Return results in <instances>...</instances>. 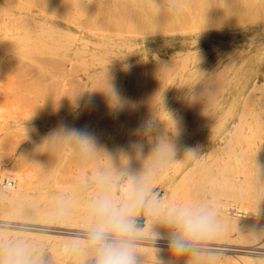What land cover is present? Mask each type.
<instances>
[{
	"label": "bare ground",
	"instance_id": "obj_1",
	"mask_svg": "<svg viewBox=\"0 0 264 264\" xmlns=\"http://www.w3.org/2000/svg\"><path fill=\"white\" fill-rule=\"evenodd\" d=\"M18 1H21V0H18ZM90 2L92 1H89V3ZM39 3L41 4L40 6L44 8L42 12L46 13L48 17L50 16L48 19L52 18V20L50 19L49 21L50 23L48 22V20H46V23L48 22V24L42 25V23H44L43 21H45V20H42V23L40 22L41 27H39V29L40 28L42 29L39 30L37 28V26L39 25L36 21L39 20L40 15L35 12L25 11L23 15H21L20 17H16V18L17 19L20 18V21L27 22V24L31 26L32 30L28 29L30 30L28 31L24 29L25 32L20 33L21 35L18 38H13L15 35V34L13 35V33H7L3 41L0 43V46L2 47L0 49L5 50L4 52H1L2 51L1 50L0 51L1 53H5L6 51L13 52L19 56L26 57V58L28 57L29 59V57L33 55V53L34 54L40 53L41 55V53L46 52L47 56L49 57H52V56L54 57V55L55 57L57 56V58L62 57L61 59H63L64 57H70L69 60L71 62V60L74 61V59L79 58L78 56L79 54H81L80 53L81 51L82 52L88 51V50H85V48L87 47L89 42H92V44L95 46V48L91 52L95 54V57L102 58L105 56H114L112 61L115 64L117 63L122 64L124 62V59L128 60L130 56H132V54L134 53V51L132 52V54L125 53L120 58V55L118 54V52H120L119 48L126 47L128 49H131L133 44L131 42L128 43L125 39H117L114 37H110L108 35H104L102 31H99L97 29H86L85 30L89 32L90 34L97 36L98 39L94 41L83 38L82 35L77 34V32L76 33L72 32L70 28L65 30L64 28L59 26L60 24H58L59 20L55 12L56 10H55L54 1L51 0L50 1L51 4L49 3L47 8H45V4L43 0H40ZM21 5L22 4L16 3V0H0V9H2L5 6H9V12L11 14L15 13L18 7H20ZM212 5H213V8H211V10H213L212 13L214 14V17H215V19L212 18V23L216 22L213 25L215 29L213 32V35L220 37V38L226 37V36L229 37V35H232V34L237 35V36H233V40L229 45L233 46L234 48L232 52L239 54L238 55L239 59H240L241 53H243L244 51L247 52V50L249 52L254 47V43H252L251 40H249L248 43H246L245 41L243 43L238 38V33H241V34L242 33L247 34V32L257 33L258 36H260L261 42L264 41V0H214V4ZM118 8L120 7L118 6ZM125 12L127 13V10ZM117 14H118V11H117ZM176 14H178V12ZM3 17L4 15L2 16V18ZM174 17L175 16H173V18ZM5 19L6 17H4L3 20ZM53 20L57 22L55 23ZM70 20L72 19L70 18ZM213 20H216V21L213 22ZM163 21L159 20V22H163ZM25 22L22 24L26 25ZM35 22L37 23V26H36L37 30L33 31V29H35L34 25H36ZM51 22L53 23V26H51ZM17 23H18V26L19 24H21V22H17ZM5 24H7V22L3 23V25ZM129 24H130V21H129ZM125 25L127 26V24ZM76 27L80 33L84 32L83 29L81 31V28H79L78 25ZM20 28L22 29L23 27H20ZM182 29L183 28L181 27L180 30ZM59 30L63 31L62 32L63 37L67 33L68 39L73 40V38L69 37L71 35L72 37L75 38L73 42L75 40H76L75 42H78L77 44L75 43L73 46H71L72 45L71 44L72 40H71L70 41L71 43H69L70 52L63 53L62 54L63 56H61V53L59 52V49H58L59 46L57 45V44H61V43H57L58 41L59 42L61 41L60 40L56 41V35L59 32ZM64 31H66V33H64ZM103 32L105 33V31ZM128 32L127 33L124 32L123 34H128ZM145 32H146V29H145ZM115 35L116 37H118L120 34L118 36L117 34ZM58 37L59 36H57V39ZM63 37L60 36L59 38H63ZM64 38H66V36ZM67 38L65 41L69 42ZM236 38L238 39L235 40ZM45 41L47 43L50 42V44L53 46L51 45L49 46V43L48 44L46 43L45 45ZM62 41H63L62 42L63 44L60 45V47L67 44L66 42L64 44V40ZM261 42L258 44H261ZM66 50L68 51V47L66 48ZM140 50H137V51H140ZM144 52H145V49L142 50L141 55L143 54L145 55ZM1 53H0V61L4 60V57L1 56ZM44 58L46 59V56H44L43 59ZM52 59L54 61V58ZM184 59H182V61ZM261 59L262 58L260 57V60ZM39 60L41 61V63L44 64L43 62L44 60L42 61V56H41V59ZM46 60L47 62L46 61L45 62L48 63V59ZM64 60L66 61L67 58H64ZM185 60L188 61L187 58ZM185 60H184V64L186 62ZM221 60H222V56L217 55L211 60H209V65H206L207 63H205L203 64V66H200L201 74L210 72V70L214 72H216V70H220L222 66L219 69L217 66L221 63ZM260 60L258 58V61H257V58L248 56L244 60L240 61V64L238 65L235 64L234 66L235 67L237 66L236 68H231V69H237L238 72L234 71L233 73L232 77L236 81L235 83L231 85V89L229 90V96L223 97L222 99H219L220 97H218V99L210 100L211 98H213V95H212L213 93H212L211 94L212 97L210 99L208 98L209 102L207 101L208 106L206 107V108H211V112L209 110L207 111V109L205 112V109H204V112H205V114L203 113L204 120L200 122L201 129L197 128L198 130L196 129L195 134L194 133L191 134V137L187 142L182 143V145L176 144L179 147L174 146L176 148H173V149L171 148V150L168 151V154L166 153L167 156L164 155L165 157H162L161 161L164 160L163 158H166V159L163 162L159 161L160 163L158 164L156 162V165L154 167H153V163H155L154 161L156 160V156L158 155L157 154L158 151L156 150L158 148L157 146H155L157 145L156 143L164 142L166 139L169 138L168 134L165 132L166 131L165 126L166 124L167 125L169 124L167 123L168 120L174 121V119L178 117L180 118L184 117L183 115L188 114L187 112H191L192 114L199 113L200 111L203 112V108L207 103L205 100L204 101L206 103L204 106L202 104L203 108L202 110H200L197 108H194V109L192 108L194 106L196 107L199 106V103L201 102L197 103L196 100L194 99H190V100L185 99L184 95H183L184 96L183 98L175 97V96H159L158 97L157 95L158 93H157L156 94L157 97L155 96L154 98H149L144 95L145 88L143 90V87H141L140 82L137 83V81H131V82L118 81L119 83L117 82L116 83L114 82L103 83V85L99 87H97L98 85L96 84H95V87H93V84L92 85L86 84L85 87H82L83 90L86 91V90H90L91 88H94V90L96 91L102 90V92L100 91L101 95L94 94V95L89 96L81 92L83 95H80L79 93V96L77 94L75 96L74 95L72 96L70 95L72 93L69 92L71 91L70 90L71 88L69 86L70 84L68 85L69 86L68 88H70L68 90L66 88L67 86L65 85L66 83H63L64 79L61 81L54 80L56 81L55 83H53L54 86L56 85L54 89L52 86H50L51 84L48 85L52 87V90H55V91L51 90V92H54L53 95L50 92L51 96L50 95L47 96L49 94L48 92H47L48 94H46L45 96L43 95L40 96V94L29 96L28 95L29 92H27L26 86L28 85V83L30 84L32 81L28 82L30 80L28 79V81L26 80L25 83L22 82L23 84L20 87H23L22 90L25 91V93L24 92L22 93V91H20L21 96H22V103H21L19 114L13 115L8 120L2 119L0 117V162L2 160L7 161V164L5 167H2V166L0 167L1 168L0 169L1 170L0 180L4 178H9V177L14 178L15 180V184L13 187L6 188L5 190L0 189V215L3 216L5 219H7L6 217H9V214H12L16 216L17 218L25 219V221L22 220V222H18L19 224H31V226L36 225V227L37 225L49 227L50 224L49 225L48 224L44 225V223L35 224L32 222V220L35 222L36 220H40V221L41 220H52L53 221L52 224L65 223V226L67 224H72L73 225L72 227L59 226V228L62 227V229L63 228L66 229L65 230L66 232L56 231L57 228L56 230H45V229L44 230L49 231V232L63 234V235L59 234L53 237H55V239L63 240L65 243H69L72 241L80 242L84 247H82L80 251L79 249L77 250V252L79 251L80 254L81 253L83 254L82 256L83 263L79 262V264L81 263L85 264L86 262H88V260L91 259L92 255L94 254V250H93L94 242L92 241L93 234L81 232V231L89 232L88 229L92 227H95L98 230L95 231L94 229L93 230L91 229L90 231H93V232L102 231L103 232V239L110 238L108 236H111V235L113 236L115 234V236L116 235L118 236H116L115 238H110V239L123 240V241L125 240L127 242L132 241V242H139V243L171 246L172 243H166V242L163 243L164 240H167L165 238L161 239V238H155V237L146 236V235H133V233L131 234L129 231L120 232L118 225L119 224L126 225L127 215L131 213H133L134 215V213L139 210L143 197L146 195V193L150 189L148 188V180L152 176H154V179H158L161 184L164 182L167 188L168 187L170 189L173 188L170 190L172 191V193L170 194L169 198H167L168 194L167 196H165L163 195L162 192H161L162 195L160 196L158 195L159 197L155 193L150 197V199L148 198L149 200L147 201L145 205V209H144V213H145L144 215H146L145 216L146 221H145L144 226L140 228L139 232L148 231L155 236L156 235L176 236L175 234H173V232L172 234L170 233L169 228L172 227L171 226L172 224L176 223L178 225L176 227H178L180 231H183V225L180 219H178V216L176 214H173L175 213L173 212L174 207L175 205L179 206L182 201L185 202V201L192 200V198L190 199V197L192 196V193H193L192 191L185 189L186 187L183 188L182 187L183 185L181 184H183L182 183L183 181L191 178L193 173L196 171V168H198L197 167L198 165L201 166V168L200 167L199 168L201 169L200 171H202V166L206 164L204 163L206 157L208 158V156L209 157L212 156V158H216V160H218L219 158H223L219 155L221 152H223V154L230 155L234 158L236 170H243V171L246 170L247 167L244 163L243 153L238 152L235 147L236 145L240 143V141L245 142L246 138H248V135L250 136L252 133H255L254 131L257 132V129L262 130L264 132V111L263 113L259 111H255V110L251 112L253 109L252 107L253 104L251 103L252 105H250V102H251L250 97L251 98L255 97V99H258L260 96L259 93H258L259 95H257V91L260 90L259 88L261 84V83H258V79L260 77L259 76L260 69L262 66H264L263 62H260ZM226 61L227 63L231 62L232 64V61L230 62H228L229 60H226ZM34 62L35 61L30 60L28 64L29 65L34 64L37 67L38 64L36 65V63ZM56 62L57 64L59 63L58 59ZM97 62H100V61H97ZM4 63H6V61H4ZM49 64L52 65L54 63L49 62ZM57 64H54L51 67H54ZM69 64H67L68 66H66V64L64 65L66 69H70V68H67L69 67ZM180 64H183V63H180ZM10 66H12L11 63H10ZM58 66H55L56 70H59V69H61V71L65 70V67L63 68L60 65ZM116 68L117 67H115V69ZM124 68H128V64H124ZM18 69H21L20 71L22 70L24 71L22 66H20V68L18 66ZM39 70L41 71L40 68ZM227 70H229L228 65H227ZM61 71L59 70L57 73L54 71L55 74L52 73L53 71H50V74L57 75ZM251 71L253 72L251 73ZM19 73L21 72L18 71V76H20ZM23 73H24L23 75H26L25 72ZM216 73L218 75L219 72L217 71ZM52 75L50 76V78L53 77ZM62 76L60 77L62 78ZM55 77L58 78L59 76H54L52 79H55ZM33 82H35V80H33ZM26 83L27 85L25 86ZM36 83H38V81ZM167 83H169V81ZM34 85L37 86V84H34ZM34 85L30 84V86L28 87L32 86L35 88L36 86ZM164 86H162V88ZM41 88L43 87L41 86ZM35 89L37 92V88ZM161 89H159V92ZM198 89H199V86H198ZM74 90L75 89H73V91ZM32 91H35V90H32ZM30 94L32 93L30 92ZM192 94H190L189 96H191ZM198 96H194V97L197 98ZM242 97H245V98H243L244 100L240 104V99ZM204 101H202V103ZM223 101H225V103H223ZM248 102H249L250 107H252L251 111H249L250 113L247 112L249 108L247 107L246 104ZM245 107H247L248 109L246 110ZM196 120H199V117H197ZM176 122H179V121H176ZM188 122L191 123V126L193 125L192 122L190 121L186 122L187 125H188ZM170 125L173 127L174 124L171 123ZM181 125L182 124H180V126ZM183 129H185V127ZM192 129L193 127L190 130ZM190 132L192 133V131H189L188 133ZM19 133L22 135L21 139L23 140V144H22L21 150H19V153H17L16 155L14 154L15 148L13 144L17 136L18 135L20 136ZM205 133L206 134L209 133L208 136ZM201 136L203 139H206V140H208L209 138L210 139L212 138L211 139L212 141L199 144V142L201 141ZM185 138H188V137L186 136ZM168 140H166V143L170 144V141L168 142ZM175 140L177 139L175 138ZM251 140L252 139L250 138V143H251ZM163 144L165 145V143ZM163 144L161 146H163ZM161 146L160 148L162 149ZM167 148L169 147H167L166 145V149L164 150H167ZM245 149L247 151L249 149L250 151H253V152L254 151L259 152V150L255 147L250 148L249 146ZM162 153L161 155L164 154ZM212 161H214V159ZM239 164H241L242 168L239 167L238 169L237 167ZM261 165H263V163ZM209 167H212V166H209ZM209 167L207 171L210 172ZM207 171L205 170L204 172H207ZM260 171L258 172L259 176L261 174ZM61 173L64 175H61ZM170 176L172 177L169 179ZM177 176L179 178L178 183L179 181H181L180 184H177V182L173 180V178L176 179ZM65 177L67 178L64 180ZM207 177L209 176L207 175ZM249 177H250V174H247L242 179H240L238 182L234 181V183L231 184L232 185L231 192L233 194L235 193V195H238L240 198V205H239L240 208L239 209L241 210V213L238 214V217L240 218L234 217L233 220H231L225 214V209L227 208V206L230 205V202H228L227 200L221 201L220 200L221 198H220L219 199L220 201L218 199L217 200L214 199L212 201L213 205L211 207V216L215 220L214 222H216V220H220L221 223L224 224V227L235 228V230L236 229L239 230L241 234H243L244 232L249 233L248 241H250L251 243H247L245 245L247 249H243V250L239 249L238 251L241 252L239 255L237 256L234 255L235 257L232 256V258H230L229 256L231 261L233 259V261L231 262L232 264H264V205H263L264 203L262 204L263 206L259 205L261 202H257V200L255 201L256 197L254 200H251L250 197H248L250 196V193H248L249 195H247L245 193L246 190L244 188L241 189V187L244 186L243 184L246 183L245 181H247ZM250 179L251 177L249 178V181H251ZM205 181L206 183L207 181L208 183L210 182L208 179ZM248 182H247V185L245 184V186L249 185ZM185 183H188V181ZM249 183L252 184L251 182ZM194 184H197V183L195 182ZM199 186H200V183H199ZM245 188L247 189V187ZM239 190L240 191L244 190V193L246 195L241 193ZM198 192L200 195L201 191H199V189H198ZM173 199H176L177 201L176 200L174 201ZM200 202H201V199H200ZM185 203L187 204V202ZM186 206H189V205H185V208ZM174 215H176L177 217ZM220 221H218V223ZM6 222L8 223L9 221L7 220ZM160 222H164V224ZM5 223L1 222L0 226L1 227L9 226ZM11 226H13V224ZM26 227H22V226L20 227V225L18 226L17 224L15 228L24 229ZM54 227H57V226L54 225ZM31 229L34 231L41 230L40 228H34V227ZM3 231H6L7 233L9 231L13 232V230H8V229L3 230ZM26 231L25 232L19 231V232L25 233L24 235L26 234L33 235V236L38 235L41 237L47 236V235H42L37 232H32V231L26 232ZM239 231H238V235H240ZM64 234L76 235V236L70 237L68 235L64 236ZM180 234H182V232H180ZM133 236H136L139 239L131 238ZM199 237H202V236L199 235V236L192 237V238L197 239ZM159 240H162V241H159ZM218 243L202 242V243H196V244H191V245L185 244V248H190V249H195V250H200V251L202 250L212 251V250H217V249H224L228 251L230 250L229 247L218 248L215 245ZM227 245L229 246L230 244H227ZM132 247L138 248L139 246L136 244H133ZM147 249H150V248L148 247ZM157 249L160 251L158 247ZM64 250L65 249L63 247V252ZM166 251L167 250H163V253L164 254L167 253ZM140 253L141 252L138 250V254ZM94 256L96 258V261L94 264H99L101 256H102V252L99 251L95 253ZM75 257H76V254H75ZM204 258H206V256ZM73 259L75 260V258ZM168 259L172 261L174 258H168ZM141 263H139L138 260H134V264H141Z\"/></svg>",
	"mask_w": 264,
	"mask_h": 264
},
{
	"label": "rangeland",
	"instance_id": "obj_2",
	"mask_svg": "<svg viewBox=\"0 0 264 264\" xmlns=\"http://www.w3.org/2000/svg\"><path fill=\"white\" fill-rule=\"evenodd\" d=\"M39 1L40 0H25V1L24 0H21V1L16 0V3L22 4V5L20 7H18L16 12L13 14H11L9 12V6H5L2 9H0V43L3 41V39L7 33H13V35L14 34L15 35H14V37L12 35V37L18 38L21 35L20 33H24L25 30H28V29L32 30L31 26H29V24H27V22L20 21V18L19 19L16 18V17H20L21 15H23L25 11L35 12V13L40 15L39 20H38L39 22L36 21L39 26H37V23L35 22L36 25H34L35 29H33V31L37 30L36 26L38 29H39V27H41L40 24L42 23V20H45V21H43L44 23H42V25L48 24L50 19L52 20V18L48 19L50 16L48 17L46 15V13L42 12V10H44V8L40 6L41 4L39 3ZM43 1L45 4V8H47L48 4L50 3L51 0H43ZM53 1H54V5H55V10H56L55 12H56L57 18L59 20L58 24H60L59 25L60 27L64 28L65 30L70 28V30L72 32H75V33L77 32V34L82 35L83 38L91 40V41L98 39L97 36H94L85 30L86 29H97L99 31H102V33L104 35H108L110 37H114L117 39H125L128 43L131 42L133 44L131 49H128L126 47H122V48L120 47L119 48L120 52H118V54L120 55V58L125 53L126 54H132L133 51H134V53L132 54V56H130V58L128 60L124 59V62L122 64H118V63L115 64L112 61L114 56H105L102 58L95 57V54L91 53L92 50L95 48V46L92 44V42H89L87 47L85 48V50H88L90 52H88V51L82 52L81 51L80 52L81 54H79V56H78L79 58L74 59V61L71 60V62L69 60L70 57H64V58H67V60H69V61H67V60L65 61L64 58L63 59H61L62 57L57 58V56L55 57V55L53 57L52 54H51L52 57H49V56H47L46 52L41 53V55H40V53H38V54L33 53V55H31L28 59V57L27 58L22 57V56H19L13 52H7L6 51L5 53H1V52H4L5 50L0 49V51L2 50L0 52L1 56L4 57V60L0 61V117L2 119L8 120L13 115L19 114L21 103H22V96H21L20 91H22V93L23 92L25 93V91L22 90L23 87H20V86L23 83H25L26 80L28 81V79H30L28 82L32 81L30 83L31 85L37 84V86L34 85V86H36L35 88H37V92H36V89L34 87H32V86H31L32 88L28 87V86H30L29 83H28V85H27V83L25 84V86L27 85L26 90H27V92H29V94H28L29 96H31V95L33 96L35 94L36 95L40 94V96H42V95L45 96L48 93L49 94L47 96H49V95L51 96L50 92L52 90V87H53V89L56 87V85L54 86L53 83H55L56 81H59V80L61 81L63 79H64L63 83H66L65 84L67 86L66 88L68 90L71 88L70 89L71 91H69V92L72 93V94H70L72 96L73 95L75 96L76 94L79 96V93H80V95H83L82 93H84V94H87L89 96L94 95V94L95 95H99V94L101 95L100 91L102 92V90H100V89H99L100 91H96V90H94V88H91L93 91L91 89H90L91 91L90 90H86V91L83 90L82 87H85L86 84H91V85L93 84V87H95V84H96V85H98L97 87H99V86L103 85V83H110V82L119 83L118 81H121V82L137 81V83L140 82V85H141V87H143V90L145 88L144 95L149 97V98H154L157 93H158L157 94L158 97L159 96H175V97H182L183 98L185 96L184 97L185 99H189V100L194 99V100H196L197 103L201 102V103H199V106H197V107L194 106L192 109L197 108V109L202 110L205 103L207 101L209 102V99L212 97L211 96L212 93H213L212 94L213 98H211L210 100L218 99V97H220L219 99H222L223 97L229 96V90L231 89V85L233 83H235V81H236L232 77L233 73H234V71L238 72L237 69H231V68L237 67V66L236 67L234 66L235 64L236 65L240 64V61L244 60L248 56H252L254 58H257V61H258V58L260 60V57H261L262 59L260 60V62H263V64H264V41L261 42L260 36H258L257 33H250V32H247V34L238 33V38L243 43H244V41L246 43H248L249 40H251L252 43H254V47L249 52L247 50V52L244 51L243 53H241L240 59L238 57V55H239L238 53L236 54V53L232 52L234 50L233 46L229 45L233 40V36H237V35L232 34V35H229V37L226 36V37H221V38L213 35V32L215 30L213 25H214V23H216V22H214L216 20H213L214 23H212V18L215 19V17H214V14L212 13L213 10H211V8H213L212 4H214V0L213 1L212 0H53ZM89 1H92V2L89 3ZM38 6H39V8H38ZM118 6L120 8H118ZM60 9H61V11H60ZM149 9H151V10H149ZM126 10H127V13L125 12ZM133 10H134V12H133ZM113 11H115L116 13ZM117 11H118V14H117ZM104 12H106V13H104ZM177 12H178V14H176ZM63 14H64V16H63ZM77 14H78V16H77ZM112 14H114V15H112ZM3 15H4V17H6L5 20H3L4 17L2 18ZM123 15H125V16H123ZM135 15H136V17H135ZM173 16H175V17L173 18ZM112 17H114V18H112ZM70 18L72 20H70ZM73 19H75V20H73ZM46 20H48L47 23H46ZM114 20H116V21H114ZM159 20L160 21L165 20V21L159 22ZM53 21L55 23L57 22L55 20H53ZM129 21H130V24H129ZM4 22H7V24L3 25ZM17 22H21V24H19V26L23 27L22 29L18 26ZM24 22L28 26L22 24ZM55 23H54V25H55ZM13 24H15L16 26ZM76 24L79 26V28H81V31L83 29L84 32L80 33L76 27L77 26ZM125 24H127V26ZM131 24H132V26H131ZM210 25H211V27H210ZM51 26H53L52 22H51ZM124 26H126V27H124ZM181 27L183 28L182 30H180ZM124 28H125V30H124ZM40 29H42V28H40ZM145 29H146V32H145ZM30 30H28V31H30ZM126 30H128L130 32H128ZM103 31H105V33ZM62 32L63 31L59 30V32L56 35V41L57 40L61 41V42H59V41L57 42V43H61V44H57L59 46L58 49H59V52L61 53V56H63L62 55L63 53L70 52L69 51L70 50V44L69 43L72 42L71 46H73L75 43L76 44L78 43V42H75L76 40L73 42V40L75 38L72 37L71 35L69 37L73 38V40L71 39L72 40L71 41L70 39H68L66 31H64V33H66V35H64V37L66 36V38H67V40H69V42L65 41L66 38L63 37ZM112 32H113V34H112ZM124 32L125 33L128 32V34H123ZM225 32H227V31H225ZM59 33H61V34H59ZM114 33L117 34V36L120 34L119 35L120 37L119 36L116 37V35ZM57 36H59V37L62 36L63 38L58 37V39H57ZM238 38H236L235 40H237ZM61 39L64 40V44H65V42L67 43L64 45L65 47L64 46L60 47V45L63 44L62 43L63 41ZM260 42H261V44H258ZM46 43L47 42L45 41V45H46ZM48 43L50 46L51 45L50 42H48ZM68 44H69V46H68ZM51 46H53V45H51ZM67 47H68V51L66 50ZM0 48H2V47L0 46ZM143 49H145V52H144L145 55L144 54L141 55ZM137 50H140V51H137ZM39 55H40V57H39ZM217 55L222 56V60L220 63L221 65L219 64L217 66L218 69L221 66H222V68H220V70H216V72L217 71L219 72L218 75L216 72L211 71V70H210V72H206L205 74H201L200 66H203V64H205V63H207L206 65H209V60H211L212 58H214ZM41 56H42V61L45 59V58L43 59V57L46 56V59H48V63H46L47 62L46 59L43 61L44 64L41 63V61L39 60V59H41ZM183 57L184 58L186 57L188 59V61H186L185 60L186 58L184 59ZM191 57L193 60L191 59ZM52 58H54V61L55 60L57 61V59H58L59 63L57 64L56 61L54 62ZM182 59H184L186 61L185 64H184V60L182 61ZM30 60L35 61L34 63H36V65L38 64L37 67L38 66L39 67L37 68L34 64L29 65L28 62ZM226 60H229L228 62L232 61V64H231V62L227 63ZM4 61H6V63H4ZM97 61H100V62H97ZM101 61H102V63H101ZM49 62L57 64L55 66L60 65L63 68L65 67L64 66L65 64H66V66H68L67 64L70 63L69 67H67L70 69H66V67H65V70L64 71L62 70L63 72L61 71V69H59L62 72V74L64 73L63 76H62L61 72L58 73L59 75L58 74L52 75V74H50V71H53L52 73H54V71L57 73L59 70H56L55 66L51 67L54 64L51 65V64H49ZM132 62H133V64H132ZM190 62H192V63H190ZM10 63L12 66H10ZM62 63L63 64L65 63V64L63 65ZM180 63H183V64H180ZM222 63H223V65H222ZM225 63L228 65L229 70H227V65ZM124 64H128V68H124ZM18 66H19V68H20V66L23 67L24 71L23 70L22 71L25 72L26 75H23L24 73L22 71H20L21 69H18ZM114 66L117 68L115 69ZM121 66L123 69L121 68ZM253 66H255V65H253ZM39 68L41 69V71L39 70ZM244 68H246V67H244ZM18 71L22 73V74L19 73L20 76H18ZM220 71H221V73H220ZM248 72H250V71H248ZM252 72L253 71H251V73ZM259 73H260V75H259L260 77L258 79V83H261V84H260V88H259L260 90L257 91V95L260 94V96H259V98L257 97L258 99H255V97L254 98L252 97L254 101L250 97L251 102L250 101L249 102H250V105L253 104L252 105L253 109H252V107H250L249 102H248L246 105L249 109L247 107H245L246 110L248 109L247 110L248 113H250L249 111H251V109H252L251 112H253L255 110V111H259V112L263 113V111H264V110H262V109H264V75H263L264 74V66L261 67ZM49 74H50V76L52 75L53 77L54 76H59V77L58 78L55 77V79H52L53 77L50 78ZM199 75H201V76H199ZM60 76H62V78ZM32 78H34V79H32ZM33 80H35V82H33ZM36 80L38 81V83H36L37 82ZM54 80H56V81H54ZM168 81H169V83H167ZM210 81H211V83H210ZM39 82H40V84H39ZM121 82H120V84H121ZM19 83H20V85H19ZM158 84L161 88H162V86L165 85L164 86L165 88L163 87L161 89L158 86ZM48 85H50L52 87H50ZM68 85L70 86V88H68L69 87ZM75 85H77V86H75ZM41 86L43 88H41ZM198 86H199V89H198ZM27 87L29 90L27 89ZM74 87H76V88H74ZM147 87L149 90L147 89ZM167 88H168V90H167ZM73 89H75V90L73 91ZM159 89H161L160 92H159ZM32 90H35V91H32ZM76 90H78V91H76ZM218 90H219V92H218ZM52 91H55V90H52ZM145 91H146V93H145ZM171 91H172V93H171ZM30 92L32 94H30ZM51 93H52V95L54 94V92H51ZM190 94H192V95L189 96ZM193 95L194 96L199 95V96L197 98H195ZM243 98H245V97H242L240 99V104L244 100ZM199 99H200V101H199ZM202 101H204V102L202 103ZM208 102L204 106L203 112L200 111L201 113L199 112L196 114H192L191 112H187L188 114L183 115L184 117H181V118L178 117V118L174 119V121L168 120L167 123H169V124L168 125L166 124V126H168V127L165 126V130H166L165 132L169 136V138H168L169 140L168 139H166V140H168V142L170 141V144L166 143V140L164 142H160V143L157 142L156 143L157 145H155V146H157V148H158V149H156L158 151V153H157L158 155L156 156V160L154 161L155 163H153V167L156 165V162H157V164L160 163L159 161L162 160V157H165L164 155L167 156L168 151H170L171 148L172 149L176 148L174 146L179 147L178 145H182V143L187 142L190 139L191 134H193V133L195 134L197 128L201 129L200 122L202 120H204V114L206 112V109H207V111L209 110L211 112V108H206L208 106ZM260 102H261V104H260ZM223 103H225V101H223ZM202 104H203V106H202ZM261 107H262V109H261ZM204 109H205V112H204ZM197 117H199L200 121L196 120ZM186 119H187V121L192 122L193 125L191 126V123H189V122L187 125ZM192 119H193V121H192ZM176 121H179V122H176ZM171 123L174 124L173 127L175 128L176 131L170 125ZM180 124H182V125L180 126ZM184 127H185V129H183ZM189 127H190V129L193 127V129L190 130ZM183 130L184 131L186 130V131L184 132ZM258 130L259 129H257V132L254 131L255 133L251 134L252 137H251V135L250 136L248 135V138L250 137L252 139L251 143H250V138H249V140H248V138H246V140H245L246 143L244 141H242V142L240 141V143L238 145H236V147H235L238 152L243 153L244 163L247 167L245 171L236 170L234 158L230 155L223 154V152H221L219 154L223 158H219L218 160H216V158H212V156L211 157L208 156V158L206 157L205 161H204V163H206V164L204 166H202V171H200L201 166L198 165L197 166L198 168H196V171L193 173L191 178L183 181L182 182L183 184H181V185H183L182 186L183 188L186 187L185 189H188L189 191L193 192L192 196L190 197V199L192 198V200L185 201V202H187V204L184 201H182L179 206L175 205L174 210H173V212H175L173 214H176L178 216V219H179L178 213L184 209H187V210L189 209V211H191V209H192V211L195 210V212L197 211L198 213H200L202 215H206L209 218V221L211 224L210 230L208 232L200 235L202 237H199L197 239L192 238V237L186 238L185 244L191 245V244L202 243V242H214V243L219 242L218 244H215L218 248L229 247V249H230L229 251L224 250V249H217V250H212L213 251L212 252L209 250L200 251V250H195V249H190V248H184L183 251L177 252V251H174V249L170 245H168V246L167 245H157V244L155 245V244L139 243V242H132V241L127 242L125 240L123 241V240L110 239V238H115L116 236H118V235L115 236V234L113 236L112 235L108 236L110 238L103 239L101 244L104 246H113V247L122 246V245L130 246L132 249V252H133L134 260H138L139 263L142 262L141 264H143V263L147 264V262H148V264H150V263L151 264L152 263L153 264H156V263L157 264H161V263L162 264H228V263L232 264L231 262L233 261V259L231 261L230 258H232V256H234V255L235 256L239 255L241 252L238 250L239 249L240 250L241 249L242 250L247 249V247L245 245L247 243H251L250 241H248L249 233L244 232L243 234H241L240 231L237 229H236L237 230L236 231L235 228L224 227V224L221 223L220 220H216V222H214L215 220L211 216V207L213 205L212 201L214 199L219 200L220 198H221L220 199L221 201L227 200L228 202H230V205L227 206V208L225 209V214L231 220H233L234 217L240 218V217H238V214L241 213V210L239 209L240 208V206H239L240 205V198L238 195H235V193L233 194L231 192V186H232L231 184L234 183V181L238 182L244 176H246L247 174H250V177H251L250 180L251 181H249V178H250L249 177L248 180L245 181L246 183L243 184L244 186L241 187V189L244 188L246 190L245 193L247 195H249L248 193H250V196H248V197H250L251 200H254L256 197L255 201L257 200V202H261L260 204L258 203L259 205H262L264 203V132L262 130H259V131ZM174 131H175V133H174ZM189 131H192V133L191 132L188 133ZM181 132H183V133H181ZM208 134H206V135L208 136ZM18 136H17V138L13 144V146L15 148L14 154H16V155H17V153H19V150H21V147L23 144V140L21 139L22 135L20 134V136L19 137ZM186 136L188 138H185ZM175 138L177 140H175ZM170 139L171 140L173 139V140L171 141ZM211 139L209 138L208 140H206V139H203L201 136V141L199 142V144L200 143L203 144V143H206L208 141L211 142L212 141ZM172 142L174 143V145ZM163 143H165V145ZM162 144H163V146H161ZM176 144H178V145H176ZM248 144H249L250 148L255 147L259 150V152L258 151L253 152V151H250L249 149L247 151L245 148L249 147ZM166 145L170 149L167 148V150H164V149H166ZM160 146L162 147V149L160 148ZM170 146H172V147H170ZM161 153L163 155H161ZM203 154H204V152H203ZM163 159L165 160L166 158H163ZM213 159H214V161H212ZM163 161H161V162H163ZM262 163H263V165H261ZM6 164H7V161L2 160L0 162V167L1 166L5 167ZM207 164L209 166H212V167H209ZM206 166H207V168H206ZM259 166H260V168H259ZM208 167H209V170L211 173L209 171H207ZM239 167L242 168L241 164H239L237 168L239 169ZM260 169H261V171H260ZM205 170L207 172H204ZM259 171L262 174V175L260 174V176L258 173ZM203 172L206 173L209 177H207V175L204 174ZM0 173H1V170H0ZM201 173H203L204 175ZM209 173H210V175H209ZM199 174H201V175H199ZM61 175H64V174L61 173ZM152 177L148 180V188H150L148 191L149 193L147 192L146 195L143 197L139 210L137 212H135L134 215H133V213L127 215L126 225L129 228V232L131 234L133 233V235H146V236H152V237L161 238V239L165 238L167 240H164L163 243H165V242L166 243H172L174 240L184 237V235H182V234H184L183 231H180L178 229V227H176V226H178L176 223L172 224L171 225L172 227L169 229H170V233L172 234V232H173V234H175L177 237L172 236V235H168V236L156 235L155 236L148 231L139 232L140 228L142 226H144L145 221H146V217H145L146 215H144L145 214L144 209H145V205H146L147 201L150 199V197L155 193L157 196L158 195L160 196V195H162L161 194V192H162L163 195H165V196H167V194H168L167 198H169L170 194L172 193V191H170V190L173 189V188L170 189L169 187H168L169 188L168 189L167 186L164 184V182L161 184L158 179H154V176H152ZM171 177L172 176H170L169 179ZM66 178L67 177H65L64 180ZM177 178H178V176L176 177V179L173 178V180L176 181L177 184H180L181 181H179V183H178L179 178L178 179ZM192 178L194 181L192 180ZM206 178L210 181L209 183H208V181L206 183V181H205V180H207ZM187 181L189 184L185 183ZM248 181L251 182L252 184H250ZM195 182L198 185L194 184ZM247 182L249 184L248 185L249 187L245 186V184L247 185ZM199 183H200V186H199ZM188 186H189V188H188ZM202 186H204V187H202ZM245 187H247V189ZM197 188L199 189V191H201L200 195H199ZM201 188H202V190H201ZM195 189H197V190H195ZM249 189L252 192V194L249 191ZM150 190H152V191H150ZM168 191H169V193H168ZM240 192L243 193L244 195H246L244 193V190L240 191ZM253 194H254V196H253ZM252 197H254V198H252ZM198 198H199V200H198ZM200 199H201V202H200ZM259 199H260V201H259ZM173 200L175 201L176 199H173ZM185 205H189V206H186V208H185ZM176 215H174V216H176ZM6 218L7 219H5L3 216L0 215V220H2V221H0V223L1 222L5 223L7 220L9 221L8 223L7 222L5 223L9 226H4V227L0 226V264H43V263H45V264H71V263L72 264H79V262H82L83 254L82 253L80 254L79 251L84 246L80 242L72 241L69 243H65L63 240L55 239V237H53V236H57L59 234L60 235H63V234L45 231V230H56V228H57L56 231L66 232L65 231L66 229H64V228L62 229V227H67V226L72 227L73 226L72 224H67L65 226V223H62V224L59 223L60 225L59 224H52L53 223L52 220H41V221L36 220V222L38 221L39 223L38 222L36 223L35 221L32 220V222L35 224H43L44 223V225L50 224L53 226L52 227L49 225V227H46V226H38L37 225V227H36V225L31 226V224H19L18 222H22V220L25 221V219L17 218L16 216H14L12 214H9V217H6ZM218 221H220V222L218 223ZM160 223L164 224V222H160ZM10 224L11 225L13 224V226H11ZM17 224H18V226L20 225V227L21 226L22 227L27 226V227L24 229L15 228L17 226ZM54 225L57 227H54ZM214 225H216V226H214ZM29 226L31 228H33V227L34 228H40L41 230L40 231H34ZM59 226H62V227L59 228ZM46 228H48V229H46ZM6 229L13 230V232H15V230H16V232H15L16 234L13 233L12 231H9L8 233L6 231H3ZM91 229L92 230L94 229L95 231L98 230L97 228L92 227V228L88 229L89 232L88 231H81V232L94 234L95 232L90 231ZM26 230L29 232L32 231V232L40 233L42 235H47L50 238L47 236L41 237L38 235H35V236L27 235V234L24 235L25 233H21L22 231L25 232ZM171 230H173V231H171ZM19 231H21V232H19ZM174 231H176V232H174ZM238 231H239L240 235H238ZM17 232H19V233H17ZM180 232H182V234H180ZM118 233H120V232H118ZM177 234H179L180 236ZM65 235H68V234H64V236ZM204 235H206V236H204ZM68 236L75 237L76 235H68ZM85 238H86V236H85ZM131 238L139 239L136 236H133ZM92 241H93V239H92ZM159 241H162V240H159ZM196 241H198V242H196ZM101 244H97L95 242L93 243L94 254L99 252V251L102 252ZM133 244H136L139 247L138 248L132 247ZM227 244H230V245L228 246ZM62 245H64V246H62ZM146 246H148L150 249H147L148 247H146ZM63 247L66 250V251L64 250V252H63ZM157 247L160 249V251L157 249ZM78 249H79V251H78L79 253L77 252ZM138 250L141 252L140 254H138ZM163 250H167L166 251L167 253L164 254ZM151 252H153V253H151ZM75 254H76V257H75ZM94 254L92 255L91 259L88 260V262H86L85 264H94L95 263L96 258L94 256ZM205 256H206V258H204ZM229 256H230V258H229ZM209 257H210V259H209ZM211 257H213V258H211ZM73 258H75V260ZM168 258H174V259L171 261ZM203 259H205V260H203ZM210 260H212V261H210Z\"/></svg>",
	"mask_w": 264,
	"mask_h": 264
},
{
	"label": "clouds",
	"instance_id": "obj_3",
	"mask_svg": "<svg viewBox=\"0 0 264 264\" xmlns=\"http://www.w3.org/2000/svg\"><path fill=\"white\" fill-rule=\"evenodd\" d=\"M179 219L183 225L184 237L176 239L172 242L171 247L181 252L185 248V239L188 237H196L208 232L211 228L209 218L195 211L187 209L179 212ZM120 232H127V225H118ZM92 239L95 243L101 244L103 240V232L97 231L93 234ZM102 256L99 264H134L133 252L130 246H104L101 244Z\"/></svg>",
	"mask_w": 264,
	"mask_h": 264
},
{
	"label": "built area",
	"instance_id": "obj_4",
	"mask_svg": "<svg viewBox=\"0 0 264 264\" xmlns=\"http://www.w3.org/2000/svg\"><path fill=\"white\" fill-rule=\"evenodd\" d=\"M15 184V180L12 177L4 178L0 180V189L5 190L6 188H11Z\"/></svg>",
	"mask_w": 264,
	"mask_h": 264
}]
</instances>
